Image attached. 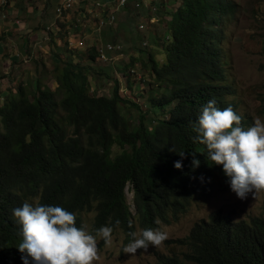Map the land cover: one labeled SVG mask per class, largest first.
<instances>
[{
	"label": "trees",
	"instance_id": "trees-1",
	"mask_svg": "<svg viewBox=\"0 0 264 264\" xmlns=\"http://www.w3.org/2000/svg\"><path fill=\"white\" fill-rule=\"evenodd\" d=\"M179 1L173 7L164 0L151 3L154 12L168 13L155 19L167 31L163 37L153 35L151 50L141 48L139 57L118 65L122 79L116 68L98 66L104 60L100 46L70 49L67 23L58 19L60 32H49L54 42H65L66 53L57 54L53 68L57 87L43 81L44 62L29 87L21 82L0 98V264L17 263L26 255L17 247L23 237L12 212L25 202L59 205L76 215L77 227L83 225L84 212L96 210L93 233L105 222L123 229L129 243L136 214L143 229L172 224L191 200L212 198L228 183L222 166L207 159L206 146L195 140L192 125L213 99L221 110L231 105L243 128L254 123L235 99L225 57V27L236 14V3ZM5 36L0 34V41ZM120 45L102 47L107 55L122 51ZM99 76L112 83L110 94L93 89L92 79ZM123 80L128 97L121 93ZM135 88L143 92V102L132 99ZM193 154L199 167L193 166ZM177 161L181 169L174 167ZM129 183L136 214L126 200ZM175 242L186 245L183 256L157 252L158 264H264V203L262 213L249 218L215 210Z\"/></svg>",
	"mask_w": 264,
	"mask_h": 264
},
{
	"label": "rangeland",
	"instance_id": "rangeland-1",
	"mask_svg": "<svg viewBox=\"0 0 264 264\" xmlns=\"http://www.w3.org/2000/svg\"><path fill=\"white\" fill-rule=\"evenodd\" d=\"M25 2V0H22ZM40 4L47 5L52 9H57L61 0H27L33 7L29 17L32 25L35 28L42 27L43 23L51 25L48 32L52 31L54 35L60 32V26L58 25V19L61 22H66L67 29L64 31L65 38L69 41V48L84 50L92 45H97L100 48L108 42L119 43L122 46V51L108 52L109 59L101 60L97 63L98 66L107 69H117L118 65L129 63L133 58L140 56L141 48L152 49L153 35L158 33L159 37H163L167 31V26L163 23H159L160 16H164V9L158 12H154L149 8L151 3L156 0H144L142 7L136 8L134 4L129 5L127 8L122 9L118 13L117 23L113 26L107 25L100 28L99 18L104 16V10L95 7V0H79V2L71 10L65 12L62 16L55 18L51 22V16L47 17L48 22H43L39 16L40 6L38 8V2ZM170 2V6L174 5V0H164L165 3ZM172 1V2H171ZM236 14L229 20L225 27V57L228 62L229 78L234 83L237 94L235 99L240 103V110L243 113H247L253 119V121L260 120L264 122V0H235ZM24 4V3H23ZM172 7L170 9H172ZM7 11V10H6ZM57 12V11H56ZM56 15V16H57ZM154 16L158 21L153 22ZM71 20V22H70ZM140 25H143L142 30ZM25 32L27 29H21ZM62 31V30H61ZM26 35V34H22ZM48 40L51 45L55 47L49 52H46L44 58L46 59L47 74L42 78L44 82L57 87V82L54 80L53 68L55 62L59 61L58 55L64 56L66 53L64 50V41L58 40L54 42L52 35L49 34ZM144 42H148L144 44ZM55 55V56H53ZM162 55L165 56L163 50ZM23 58V57H22ZM3 60L5 58H2ZM26 59L31 61H25L23 58L22 72L17 74V82L21 80L23 82L28 81V87L33 81L31 78V71L35 67V61H38L37 57L31 58L27 55ZM16 60H11L14 62ZM96 64V65H97ZM44 65V64H43ZM42 65V66H43ZM12 66L9 70H12ZM139 77L141 76V70L139 66H136ZM118 71L119 77L122 79V73ZM22 73V75H21ZM93 89L98 94H110V87L112 83L102 76L93 78ZM124 91L121 93L128 97L130 95L127 92V82L122 81ZM148 92L149 87H144ZM136 97L132 99L143 102V92L141 89L134 91ZM115 154L120 152V148L115 145L113 147ZM113 153V155H115ZM126 187V200L130 205L134 214L137 213V206L134 201V189L131 183ZM215 196L212 198H204L198 196L195 200H191L190 208L185 214L182 215L178 222L172 224H161L159 228H162L167 232V239L158 247L149 246L148 249H139L136 254H127L123 252L124 247L128 244L126 242V233L123 229L118 227L113 228L112 239L110 243L103 244V238L97 237V258L92 264H158L157 252H162L166 255L178 254L180 258L183 256L182 251H186V245H180L177 242H169L177 239H183L188 236L197 221L203 218H208L209 215L218 209H224L226 212L235 211L236 218H249L253 215H259L263 211L264 203V190L250 193L246 200H241L231 190L230 185L222 186ZM96 210L91 212H84L82 214L83 226L93 233L94 218L96 216ZM136 232L142 231L138 215H135ZM103 226L106 225L103 222ZM19 264H24L23 259Z\"/></svg>",
	"mask_w": 264,
	"mask_h": 264
},
{
	"label": "clouds",
	"instance_id": "clouds-1",
	"mask_svg": "<svg viewBox=\"0 0 264 264\" xmlns=\"http://www.w3.org/2000/svg\"><path fill=\"white\" fill-rule=\"evenodd\" d=\"M216 103L215 99L209 100L193 123L195 140L206 146L207 159L222 166L231 190L246 200L250 193L264 190V122L256 120L243 128L242 117L231 105L221 110ZM180 155L183 157L184 153ZM193 166H200L195 154ZM174 167L181 169L182 162H175ZM12 212L23 237L17 247L26 255L11 264H19L22 259L24 264H92L97 258V237L106 244L112 239L113 227L102 226L92 234L83 225L77 227L76 215L59 205L25 202ZM115 224L119 226L120 221ZM131 236L123 252L134 255L139 249L160 246L167 239V232L159 227L142 228Z\"/></svg>",
	"mask_w": 264,
	"mask_h": 264
},
{
	"label": "crops",
	"instance_id": "crops-1",
	"mask_svg": "<svg viewBox=\"0 0 264 264\" xmlns=\"http://www.w3.org/2000/svg\"><path fill=\"white\" fill-rule=\"evenodd\" d=\"M40 3L39 1L38 8L40 6V9H38V14L40 18H42L43 22L47 23L48 19L46 18L51 16L50 23L53 24L52 20L59 18L56 14V8H53V11L57 16L53 14L51 8ZM5 8V10L9 11V15L6 19L0 20V34L6 35L5 39L0 41V98H3L7 94L9 88L17 89L18 85L23 82L21 80L17 85H14L18 80L16 78L18 72H22V66H24L22 63L23 58L25 61H31L30 59H26L27 55H29L33 59L34 57L39 59L35 61V67L29 71L31 78L34 80L37 78V73L41 71L43 63H46V59L44 58L46 52L50 53V50L55 47L48 41L50 39L48 30L51 25L43 23L42 27L38 29L35 27L42 23H39L35 27L32 25L29 17H32L30 12L33 7H31L27 0L25 2L22 0H8ZM21 29H27V31L23 32ZM2 58L5 59L3 60ZM13 59L16 61L11 62ZM12 66L14 68L9 70ZM25 83L28 84V81H25Z\"/></svg>",
	"mask_w": 264,
	"mask_h": 264
},
{
	"label": "built area",
	"instance_id": "built-area-1",
	"mask_svg": "<svg viewBox=\"0 0 264 264\" xmlns=\"http://www.w3.org/2000/svg\"><path fill=\"white\" fill-rule=\"evenodd\" d=\"M79 2V0H62L57 6V14L62 16L65 11H69ZM143 0H95V7L101 9H109L107 14H104L102 18H99L100 28H103L107 25H113L118 17V13L126 8L128 5L134 4L135 6L142 5ZM8 4V0H1L0 2V20H4L8 17L9 11H6L5 7ZM143 27V25H141ZM109 49H115L111 44L108 45ZM119 48H122L120 45ZM100 53L104 59H107L105 49L100 48Z\"/></svg>",
	"mask_w": 264,
	"mask_h": 264
},
{
	"label": "bare ground",
	"instance_id": "bare-ground-1",
	"mask_svg": "<svg viewBox=\"0 0 264 264\" xmlns=\"http://www.w3.org/2000/svg\"><path fill=\"white\" fill-rule=\"evenodd\" d=\"M227 184H229V183H224V185H227ZM224 185H223V186H224ZM220 189H223V188H220ZM220 189H219V190H220ZM219 190H218V191H219ZM218 191H217V192H218ZM217 192H216V193H217Z\"/></svg>",
	"mask_w": 264,
	"mask_h": 264
}]
</instances>
